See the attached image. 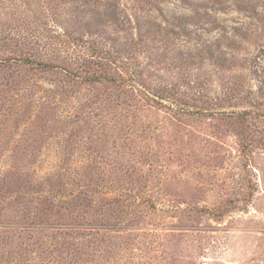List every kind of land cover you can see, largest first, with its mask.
<instances>
[{"label": "rangeland", "instance_id": "374dc122", "mask_svg": "<svg viewBox=\"0 0 264 264\" xmlns=\"http://www.w3.org/2000/svg\"><path fill=\"white\" fill-rule=\"evenodd\" d=\"M4 59L0 264H264V0H0Z\"/></svg>", "mask_w": 264, "mask_h": 264}, {"label": "trees", "instance_id": "16d2710c", "mask_svg": "<svg viewBox=\"0 0 264 264\" xmlns=\"http://www.w3.org/2000/svg\"><path fill=\"white\" fill-rule=\"evenodd\" d=\"M12 59V58H11ZM10 59V60H11ZM15 61H17V62H21V63H35L36 65H38V66H44V67H47L48 65H50V64H48V63H44V62H42V61H35V60H32V59H29L28 57H23V58H18V59H14ZM0 61H4V62H6V61H8L7 59H4V60H0Z\"/></svg>", "mask_w": 264, "mask_h": 264}]
</instances>
